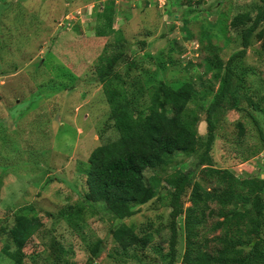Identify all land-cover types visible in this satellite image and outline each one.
Returning <instances> with one entry per match:
<instances>
[{
    "label": "rangeland",
    "instance_id": "1",
    "mask_svg": "<svg viewBox=\"0 0 264 264\" xmlns=\"http://www.w3.org/2000/svg\"><path fill=\"white\" fill-rule=\"evenodd\" d=\"M113 1V27L124 36V57L136 62L130 69L120 64L122 74L141 81L156 74L174 85L195 79L197 86L201 77L206 87L211 73H204V57L217 55L226 63L241 49L239 30L230 22L239 12L252 11L256 0H192V10L187 8L191 0ZM110 2L0 0V227L9 228L12 214L29 206L44 222L25 246L23 264H57L55 256L61 251L52 244L55 240L69 251L62 254L68 264H86L98 239L104 243L95 264H151L155 258L162 259L155 247L169 248L171 209L164 195L155 196L123 220L105 210L101 201L84 199L91 153L118 134L114 127L106 128L110 104L96 71L101 55L121 50L113 47L122 45L115 33L97 34L106 20L102 10ZM161 59L174 61L165 72L159 68ZM62 68L80 78H70ZM234 69L235 76L245 79L239 92L246 110H227L212 153L218 166L229 167L238 176L264 177V34L253 40L245 57L235 59ZM247 95L257 102V108L245 101ZM207 98L191 101L187 108L200 115L202 135L207 132L202 106L212 94ZM238 121L245 126L244 136L238 134ZM177 157L178 167L195 168L197 155L179 153ZM152 173L147 170L146 176ZM77 206L83 207L80 216ZM64 210L75 212L65 219L60 215ZM184 218L177 219L181 229L179 258L174 264H184ZM213 220L209 217L201 232ZM121 222L133 223L139 230L159 231L142 252V259L135 249L118 250L111 229ZM6 244L15 250L0 230V264H17L3 252Z\"/></svg>",
    "mask_w": 264,
    "mask_h": 264
},
{
    "label": "trees",
    "instance_id": "2",
    "mask_svg": "<svg viewBox=\"0 0 264 264\" xmlns=\"http://www.w3.org/2000/svg\"><path fill=\"white\" fill-rule=\"evenodd\" d=\"M188 3L187 8L192 10V0ZM251 8L252 11L239 12L230 22L239 30L241 49L226 63L211 54L214 50L210 51L213 57H204V73H211V78L205 87L200 77L199 85L205 87L203 89L198 88L195 79L174 85L156 74L142 81L139 77L132 79L122 74L120 64L130 69L136 62L126 61V53L122 50L124 36L121 30L113 27L114 1L102 10L106 20L97 34L107 35L108 30L122 42L121 46L113 44L121 50L111 54L106 51L96 65L97 80L102 82L110 104L106 128L112 126L118 134L116 139L99 145L91 153L87 168L89 190L84 199L101 201L105 210L123 220L134 216L140 206L155 196L164 195L171 209L169 248L165 251L155 247L154 252L162 259L155 258L151 264H174L179 258L181 226L177 219L181 215L185 217L184 264H264V177L238 176L229 167L218 166L212 153L220 136L217 128L227 110H246L241 107L239 92L245 79L235 76L234 61L237 57H245L254 39L263 38L264 0L254 1ZM183 27L186 29V24ZM159 62V68L165 72L168 63L174 61L161 59ZM62 71L70 78H80L71 69L62 68ZM215 85H218L216 89ZM211 94L208 104L202 106L207 121V132L202 135L198 131L200 115L189 113L187 108L191 101H206ZM245 101L257 108V102L250 95ZM237 126L239 136H244L243 122L238 121ZM179 153L197 155L195 168L186 171L178 167ZM147 170L153 171L149 177ZM197 170L199 179L196 178ZM187 202L191 204L186 205ZM30 207L13 213L10 218L13 224L9 228L7 225L0 227L1 233L15 246V250H11L6 244L3 252L17 264H23L25 246L44 225ZM75 210L79 216L83 214V207L77 206ZM75 210L61 211L60 215L66 219ZM209 217L214 219L212 225L201 232L200 228L206 225ZM217 230L220 232L216 233ZM158 232L150 227L139 230L135 224L125 222L111 229L119 244L118 250L135 249L140 258ZM208 232L214 236L209 238ZM103 243V239H98L90 248L91 256L86 264H95L94 259L100 256ZM52 244H57L55 249L61 251L55 256L57 264H68L67 257L62 254L69 251L56 240Z\"/></svg>",
    "mask_w": 264,
    "mask_h": 264
}]
</instances>
